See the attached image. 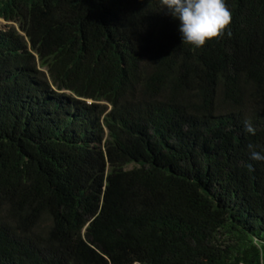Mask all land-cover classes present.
<instances>
[{
    "label": "trees",
    "instance_id": "trees-1",
    "mask_svg": "<svg viewBox=\"0 0 264 264\" xmlns=\"http://www.w3.org/2000/svg\"><path fill=\"white\" fill-rule=\"evenodd\" d=\"M226 4L196 48L160 0H0V264H264V0Z\"/></svg>",
    "mask_w": 264,
    "mask_h": 264
},
{
    "label": "clouds",
    "instance_id": "clouds-1",
    "mask_svg": "<svg viewBox=\"0 0 264 264\" xmlns=\"http://www.w3.org/2000/svg\"><path fill=\"white\" fill-rule=\"evenodd\" d=\"M164 9L179 21L182 43L196 48L205 46L209 41L220 38L229 29L232 13L226 0H160ZM231 35L230 31H227ZM244 130L256 134V127L249 120L244 121ZM250 159L264 162V149L257 145H247Z\"/></svg>",
    "mask_w": 264,
    "mask_h": 264
},
{
    "label": "rangeland",
    "instance_id": "rangeland-1",
    "mask_svg": "<svg viewBox=\"0 0 264 264\" xmlns=\"http://www.w3.org/2000/svg\"><path fill=\"white\" fill-rule=\"evenodd\" d=\"M13 26H17V25H15V24H13L11 22H7V21H5L3 19H0V31L1 30H8V29H10ZM89 102L91 103V101H89ZM109 110H110V107L108 108V111Z\"/></svg>",
    "mask_w": 264,
    "mask_h": 264
}]
</instances>
